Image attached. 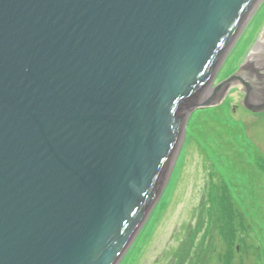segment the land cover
I'll list each match as a JSON object with an SVG mask.
<instances>
[{
	"label": "water",
	"instance_id": "95a60500",
	"mask_svg": "<svg viewBox=\"0 0 264 264\" xmlns=\"http://www.w3.org/2000/svg\"><path fill=\"white\" fill-rule=\"evenodd\" d=\"M259 2L0 0V264L119 263L189 116L264 112V20L213 85Z\"/></svg>",
	"mask_w": 264,
	"mask_h": 264
},
{
	"label": "rangeland",
	"instance_id": "374dc122",
	"mask_svg": "<svg viewBox=\"0 0 264 264\" xmlns=\"http://www.w3.org/2000/svg\"><path fill=\"white\" fill-rule=\"evenodd\" d=\"M260 1L213 85L242 64L264 20ZM242 98L232 87L189 116L163 192L118 264H264V112Z\"/></svg>",
	"mask_w": 264,
	"mask_h": 264
},
{
	"label": "flooded vegetation",
	"instance_id": "af4514ba",
	"mask_svg": "<svg viewBox=\"0 0 264 264\" xmlns=\"http://www.w3.org/2000/svg\"><path fill=\"white\" fill-rule=\"evenodd\" d=\"M258 41H259L261 44L264 45V29H263V33H262L261 37L258 38ZM263 45H262V46H263ZM263 47H264V46H263ZM260 60H261L260 63L263 64L264 60H263V59H260ZM210 184H211V183H210Z\"/></svg>",
	"mask_w": 264,
	"mask_h": 264
},
{
	"label": "bare ground",
	"instance_id": "6f19581e",
	"mask_svg": "<svg viewBox=\"0 0 264 264\" xmlns=\"http://www.w3.org/2000/svg\"><path fill=\"white\" fill-rule=\"evenodd\" d=\"M244 58H245V57H244ZM243 60H244V59H242V61H243ZM242 61H241V62H242ZM235 72H236V71H235ZM235 72H234V73H235ZM234 73H233V74H234ZM224 98H225V97H224ZM214 107H215V106H214ZM191 241H192V240H191ZM192 242H193V241H192ZM123 255H124V254H123ZM123 255H122V256H123ZM121 259H122V258H121ZM121 259H120V260H121Z\"/></svg>",
	"mask_w": 264,
	"mask_h": 264
},
{
	"label": "trees",
	"instance_id": "16d2710c",
	"mask_svg": "<svg viewBox=\"0 0 264 264\" xmlns=\"http://www.w3.org/2000/svg\"><path fill=\"white\" fill-rule=\"evenodd\" d=\"M211 184H212V183H211ZM211 184H210V185H211ZM212 185H213V184H212ZM212 185H211V186H212Z\"/></svg>",
	"mask_w": 264,
	"mask_h": 264
}]
</instances>
